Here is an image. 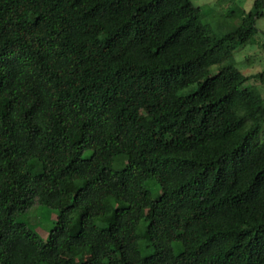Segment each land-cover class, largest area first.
I'll list each match as a JSON object with an SVG mask.
<instances>
[{
  "label": "trees",
  "instance_id": "16d2710c",
  "mask_svg": "<svg viewBox=\"0 0 264 264\" xmlns=\"http://www.w3.org/2000/svg\"><path fill=\"white\" fill-rule=\"evenodd\" d=\"M263 3L217 36L191 0H0V264H264V96L233 57Z\"/></svg>",
  "mask_w": 264,
  "mask_h": 264
},
{
  "label": "rangeland",
  "instance_id": "374dc122",
  "mask_svg": "<svg viewBox=\"0 0 264 264\" xmlns=\"http://www.w3.org/2000/svg\"><path fill=\"white\" fill-rule=\"evenodd\" d=\"M199 6L204 16L202 22L207 24L213 35H221L234 28L240 22V13L254 9V0H191ZM256 32L253 40L240 44L233 51L236 67L244 74L250 76L246 85H256L264 96V81L253 77L258 72L264 71V3L263 14L255 21ZM264 140V125L254 141ZM34 172L39 170V164L30 163ZM151 200L153 197L150 198ZM56 218V210L33 202L18 220L25 223L42 239L48 235V231Z\"/></svg>",
  "mask_w": 264,
  "mask_h": 264
}]
</instances>
